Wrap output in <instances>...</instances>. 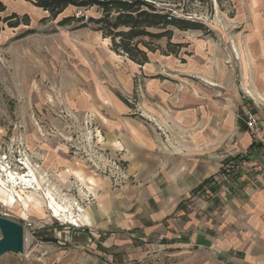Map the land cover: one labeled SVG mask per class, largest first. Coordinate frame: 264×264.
Returning <instances> with one entry per match:
<instances>
[{
  "label": "rangeland",
  "instance_id": "374dc122",
  "mask_svg": "<svg viewBox=\"0 0 264 264\" xmlns=\"http://www.w3.org/2000/svg\"><path fill=\"white\" fill-rule=\"evenodd\" d=\"M153 1L174 15L202 23L213 35L174 30L171 42L183 46L179 54L166 56L158 51L148 55L147 65L138 66L114 53L110 42L90 29L42 22L45 14L27 0L4 1L6 15L15 13L20 26H5L0 31V218L23 226L24 247L22 254L2 256L0 264H74L83 257L82 264H133L116 258L117 247L104 249L99 240L82 243L91 225L84 216L77 226L59 216L67 205L76 218L86 214L89 189L78 177L110 179L108 168L105 175L101 172V164L108 157L121 159V143L114 135L122 130V118L151 125L144 110L154 102L145 85L181 78L174 74L179 72L174 65L191 68L186 75L193 79L197 59L207 75L215 58L226 66V42L231 52L232 41L240 46L233 31H238V20L244 14L241 0H218V4L216 0ZM72 13L69 9L63 15ZM89 15L92 11L86 13ZM159 46L165 50V40ZM223 68L221 72H225ZM111 100L126 107L120 120ZM112 147L116 150L109 149ZM121 166L124 172L123 163ZM22 175H31L37 189L23 198L33 196L42 213L22 206L16 190L9 187L15 182L18 185ZM7 194L17 204H7ZM132 248L128 247V254ZM141 254L140 263L150 264L144 250Z\"/></svg>",
  "mask_w": 264,
  "mask_h": 264
},
{
  "label": "crops",
  "instance_id": "0c3cea01",
  "mask_svg": "<svg viewBox=\"0 0 264 264\" xmlns=\"http://www.w3.org/2000/svg\"><path fill=\"white\" fill-rule=\"evenodd\" d=\"M241 2L233 31L240 46L230 40L231 52L226 42V66L215 58L207 75L197 59V78L174 65L181 78L145 85L151 125L125 120L126 107L111 100L122 118L113 135L127 180L78 177L89 189L82 243L117 247L121 263L141 264L144 250L150 264H264V177L251 167L226 171L242 153L251 163L258 156L243 110L252 108L264 126V0Z\"/></svg>",
  "mask_w": 264,
  "mask_h": 264
},
{
  "label": "trees",
  "instance_id": "16d2710c",
  "mask_svg": "<svg viewBox=\"0 0 264 264\" xmlns=\"http://www.w3.org/2000/svg\"><path fill=\"white\" fill-rule=\"evenodd\" d=\"M4 1L0 0V31L5 26L18 28L19 17L15 13L6 15ZM27 1L45 14L42 22L53 21L63 28L73 26V30L90 29L100 34L102 39L108 40L114 53L138 66L148 64V55L158 51L176 57L183 46L171 42L174 30L213 35L202 23L174 15L172 10L157 6L153 0ZM69 9L74 10V13L64 16ZM90 11L93 15L86 16ZM24 20L25 25H28L26 16ZM162 40L166 42L165 50L159 46Z\"/></svg>",
  "mask_w": 264,
  "mask_h": 264
},
{
  "label": "built area",
  "instance_id": "2783aa9c",
  "mask_svg": "<svg viewBox=\"0 0 264 264\" xmlns=\"http://www.w3.org/2000/svg\"><path fill=\"white\" fill-rule=\"evenodd\" d=\"M250 99V98H249ZM253 102V100L251 99ZM254 105V103H253ZM255 106V105H254ZM246 130L248 131L251 138L254 140L257 150V159L256 162L251 163L250 156L247 153H242L239 157L235 158L227 164L226 171L234 170L240 171L244 168L251 167V171L259 176L264 177V126L260 121L257 114L253 111L252 108H246L243 110L241 116ZM111 158V159H108ZM103 159L101 166V172L105 175L106 169L108 168V176L114 181V183L120 184L126 181L127 177L124 175L123 168L121 166V159L119 157H108ZM101 162V160H98ZM27 227V225H26Z\"/></svg>",
  "mask_w": 264,
  "mask_h": 264
},
{
  "label": "bare ground",
  "instance_id": "6f19581e",
  "mask_svg": "<svg viewBox=\"0 0 264 264\" xmlns=\"http://www.w3.org/2000/svg\"><path fill=\"white\" fill-rule=\"evenodd\" d=\"M27 177L28 176H26V175L20 176L19 177V180L20 181H19V184L18 185L15 182V183H13L12 185L9 186V184L7 183V181H6V185L9 186V187H11V189L13 191L16 190L15 191V197L19 199V201L22 203L21 204L22 206H24V207L25 206H29V208L31 207L32 209H35L38 212L42 213L43 212L42 209L40 207H38V204L35 203V201L33 200V196H32V199H30V198L24 199L23 198V195L26 194V193H28V191H30V190L36 191L37 190V189H35V186H33V184H34V182L32 180L33 177H31V175L29 176L30 178L29 177L27 178ZM11 179H13V177H11ZM15 186H18V189H15ZM47 193L50 194L49 191H47ZM15 197L14 196L11 197V196H9L7 194V196H6V199L8 200V203L7 204L10 205V204L13 203V201L17 204V199H15ZM65 207H66V210H64V214L62 216H59V217H62L60 219H62V221H66V223H70V224H72L74 226H77L78 225V222H80L82 220L83 215H81L79 218H76L75 216H73V213L71 212V207H68V205L65 206ZM81 210H82V208H81ZM81 210L79 209V211H81Z\"/></svg>",
  "mask_w": 264,
  "mask_h": 264
},
{
  "label": "water",
  "instance_id": "95a60500",
  "mask_svg": "<svg viewBox=\"0 0 264 264\" xmlns=\"http://www.w3.org/2000/svg\"><path fill=\"white\" fill-rule=\"evenodd\" d=\"M0 258L6 254H22L24 247V228L4 218H0Z\"/></svg>",
  "mask_w": 264,
  "mask_h": 264
}]
</instances>
